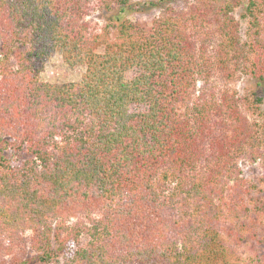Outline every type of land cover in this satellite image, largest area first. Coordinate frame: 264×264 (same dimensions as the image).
<instances>
[{"label":"trees","instance_id":"16d2710c","mask_svg":"<svg viewBox=\"0 0 264 264\" xmlns=\"http://www.w3.org/2000/svg\"><path fill=\"white\" fill-rule=\"evenodd\" d=\"M166 1L147 25L136 0H0L1 262L236 264L232 213L264 232L239 166L264 169V96L232 87L264 80V0ZM54 52L80 79L40 80Z\"/></svg>","mask_w":264,"mask_h":264},{"label":"rangeland","instance_id":"374dc122","mask_svg":"<svg viewBox=\"0 0 264 264\" xmlns=\"http://www.w3.org/2000/svg\"><path fill=\"white\" fill-rule=\"evenodd\" d=\"M144 0H136L137 4H134L132 8H128L127 11L122 12L121 18H126L132 21L151 24L154 17L159 14L161 6L144 5ZM152 1V0H145ZM172 2L174 6L182 7L186 4L187 0H168L165 4ZM245 3L240 4L234 9V15L241 21V32L246 31V20L243 17ZM117 10L112 11H96L89 16V19L93 23L103 25L110 16L115 14ZM244 38V35H243ZM99 47L98 49H101ZM84 65L77 64L73 67L69 66L63 55L60 52H54L50 55L47 62L44 65L43 70L39 74L41 81L49 83H63L69 81H75L80 79L84 72ZM232 87L236 90L239 97H243L250 91H256L264 96V80L259 81L248 75H240L232 82ZM239 166L241 169V176L244 178V185L250 189L251 195L248 198L255 196H264V169L259 162L250 163L248 161H240ZM247 197V195H246ZM232 225L230 228L223 226L222 234L226 237V243L234 250L230 256V260L236 264H264V232L257 231L256 235L252 231V228L248 222V219L244 216V213H240L236 216L232 213ZM241 218V219H239ZM225 223V220L230 221V216L221 219ZM225 226H228L226 224ZM235 232H234V231ZM238 232L240 235H237ZM28 232L25 234L27 236ZM232 234V235H231ZM0 264H5L0 261Z\"/></svg>","mask_w":264,"mask_h":264}]
</instances>
